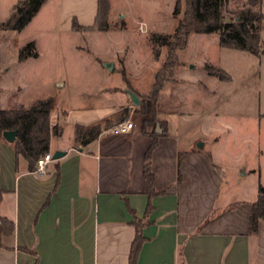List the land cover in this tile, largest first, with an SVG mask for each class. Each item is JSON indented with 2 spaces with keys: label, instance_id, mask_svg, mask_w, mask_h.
Returning a JSON list of instances; mask_svg holds the SVG:
<instances>
[{
  "label": "crops",
  "instance_id": "0c3cea01",
  "mask_svg": "<svg viewBox=\"0 0 264 264\" xmlns=\"http://www.w3.org/2000/svg\"><path fill=\"white\" fill-rule=\"evenodd\" d=\"M58 6L56 0H46L29 24L61 11ZM198 34H190L185 48ZM261 36L264 40V21ZM256 57L262 116L264 55ZM194 68L185 67L181 61L175 82L171 86V80L164 84L154 136L143 131L144 117L138 113L135 126L128 133H114L107 127L85 145L77 140L78 125L114 121L124 107L134 104L130 92L140 98L149 93L154 83L141 89L128 78L132 91L123 78L121 86L104 89L119 93L120 100L102 118L68 125V110L64 108L59 113V105L52 97V123L61 125L63 132L52 137L50 152L60 150L66 154L53 159L43 175L36 173V168L31 170L25 158L17 156L14 143L0 139V187L5 191L1 212L12 217L15 224L14 232L2 239L0 264H130L138 226L144 241L136 264H264V221L257 234L249 230L251 206L256 198L226 208L229 210L222 216L210 220L218 209L219 192L227 173L226 166L219 164L216 157L230 154L226 153L227 148L217 150L221 143L218 139L213 149L206 148L211 138L208 135L215 132V121L205 108L195 115L191 98L202 86L207 88L201 77L209 81L214 76V82L217 78H233L221 67L216 68L223 70L226 78L209 70L193 76ZM205 97L206 109L215 108L210 94ZM67 126H71L72 133L65 138ZM56 138L59 141L55 142ZM154 139L157 143L152 148ZM199 141L203 147L198 146ZM150 149L154 191L146 177ZM259 150L262 157L264 149ZM178 170L182 175L180 182ZM248 170L255 168L240 166L243 178ZM260 183L264 185L262 179ZM165 188L166 192L156 193Z\"/></svg>",
  "mask_w": 264,
  "mask_h": 264
},
{
  "label": "rangeland",
  "instance_id": "374dc122",
  "mask_svg": "<svg viewBox=\"0 0 264 264\" xmlns=\"http://www.w3.org/2000/svg\"><path fill=\"white\" fill-rule=\"evenodd\" d=\"M17 1L0 0V21L9 17ZM56 1L61 11L49 13L43 21L33 22L22 31H0L1 108L28 106L37 99L53 97L59 105V113L64 108L68 110V125L78 120L102 118L120 100L119 93L104 89L124 83L121 72V68H125L124 62L132 83L141 89L150 87L155 72L160 70L167 57L166 46H152L151 33L175 31L180 18L173 13L176 0H110L109 20L118 26L126 25L124 29L111 31L82 30L74 26L82 22H86L82 26L94 25L98 0ZM182 2L184 5L185 1ZM235 4L227 5V18ZM198 36H193L189 46L180 51V60L185 67L196 66L193 76H200L209 70L208 65H214L229 72L233 78L230 81L217 78L214 82V76L209 81L207 77H201L207 88L202 86L191 98L195 102V115L205 108L215 121V132L208 135L211 138L206 148L213 149L215 139H218L221 143L217 150L227 148L226 153L230 154L216 157L217 162L227 168L219 192L218 213L255 199L259 186L263 185L260 179L264 182V155L261 157L259 150L264 149V115L261 116L259 110L260 66L255 55L222 47L217 32H201ZM32 40H36L39 57L20 61V48ZM110 63L115 69L108 66ZM169 82L171 86L175 81ZM206 94H210L215 108L206 109ZM138 113L144 117L139 105H128L108 123V127L113 128L125 119L135 123ZM71 133V126H67L65 138ZM240 166L255 170H248L243 178Z\"/></svg>",
  "mask_w": 264,
  "mask_h": 264
},
{
  "label": "trees",
  "instance_id": "16d2710c",
  "mask_svg": "<svg viewBox=\"0 0 264 264\" xmlns=\"http://www.w3.org/2000/svg\"><path fill=\"white\" fill-rule=\"evenodd\" d=\"M46 0H18L14 5L13 12L3 21H0V31L5 30H23L36 16ZM177 0L174 7V15L179 18L173 33H151V44L154 47L166 46L167 57L163 66L156 73L155 81L150 92L140 96V112L144 116L143 131L151 136L156 134L157 118L160 114L158 105L160 92L168 80H173L181 65L180 51L185 48L188 38L192 33H210L217 32L219 42L222 47L237 49L249 52L261 57L264 55V40L261 36L262 24L264 21L263 0ZM236 2L235 7L231 9V16L227 18L225 11L229 3ZM111 10L110 0H98L97 15L93 26L86 27L75 23L76 29L97 28L101 31L111 29H124L125 23L120 26L112 24L109 20ZM156 51V56H159ZM39 56L35 41H30L20 48L18 58L25 61L29 58ZM211 74L220 78H226L225 72L219 68L208 65ZM123 77L127 85L132 89L127 76L126 69L121 68ZM55 110L54 100L51 97L37 99L32 104H24L15 108L3 109L0 107V139L6 130H16L17 137L13 142L18 157L25 158L29 163V168L35 170L38 159L50 152L51 139L53 136H60L63 128L59 124L52 123V114ZM106 124H94L91 126L78 125L76 127L77 140L85 145L96 139L105 128ZM162 123V122H161ZM163 124V123H162ZM161 124V125H162ZM157 141L154 139L152 148ZM146 163V177L154 191V173L150 166V154ZM178 182L182 180L180 170H178ZM165 188L156 193L166 192ZM5 191L0 187V245L4 236L11 235L14 232V219L3 215L1 205L4 199ZM227 210L215 213L210 220L217 219ZM264 221V186L260 185L258 195L252 202L249 216V230L251 234H257L260 222ZM141 227L138 226L137 237L133 242L130 264H136L139 251L141 249L144 237L141 233Z\"/></svg>",
  "mask_w": 264,
  "mask_h": 264
},
{
  "label": "built area",
  "instance_id": "2783aa9c",
  "mask_svg": "<svg viewBox=\"0 0 264 264\" xmlns=\"http://www.w3.org/2000/svg\"><path fill=\"white\" fill-rule=\"evenodd\" d=\"M135 123L131 119H125L118 124H116L113 128H111V131L114 133H128L132 131L134 128ZM53 153L49 152L44 155H42L38 161H37V167L35 172L43 175L47 171L48 164L53 161Z\"/></svg>",
  "mask_w": 264,
  "mask_h": 264
},
{
  "label": "water",
  "instance_id": "95a60500",
  "mask_svg": "<svg viewBox=\"0 0 264 264\" xmlns=\"http://www.w3.org/2000/svg\"><path fill=\"white\" fill-rule=\"evenodd\" d=\"M108 66H110L111 69H114L113 64L110 63V64H108ZM130 94H131V97H132V99H133L134 104L139 105V103H140V99H139V97H138L134 92H130ZM3 136H4V138H5L7 141L13 143V142L16 140V137H17V131H16V130H6V131H4ZM198 146H199V147H203V142H202V141L199 142V143H198ZM65 154H66L65 151H60V150H58V151H55V152H54V154H53V158H54V159H59V158H61L62 156H64Z\"/></svg>",
  "mask_w": 264,
  "mask_h": 264
}]
</instances>
